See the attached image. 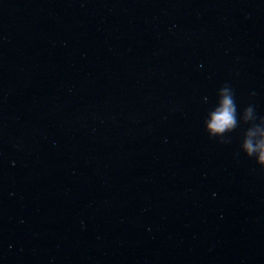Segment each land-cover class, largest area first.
Instances as JSON below:
<instances>
[{"label": "water", "instance_id": "1", "mask_svg": "<svg viewBox=\"0 0 264 264\" xmlns=\"http://www.w3.org/2000/svg\"><path fill=\"white\" fill-rule=\"evenodd\" d=\"M262 117L264 0H0V264H264Z\"/></svg>", "mask_w": 264, "mask_h": 264}, {"label": "clouds", "instance_id": "2", "mask_svg": "<svg viewBox=\"0 0 264 264\" xmlns=\"http://www.w3.org/2000/svg\"><path fill=\"white\" fill-rule=\"evenodd\" d=\"M221 98L219 107L211 112L207 122V129L211 134H223L226 131L233 130L236 127V104L233 94L230 95L228 87L220 88ZM253 108L248 106L244 109L245 120L249 118ZM264 120V117L261 118ZM245 155L252 157L255 154V162L261 166L264 171V131L259 133L257 138L253 130H248L245 134L242 145L240 146Z\"/></svg>", "mask_w": 264, "mask_h": 264}]
</instances>
